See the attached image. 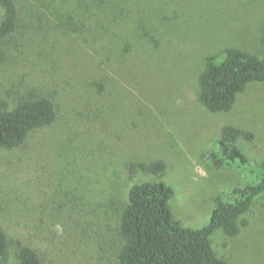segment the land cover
Instances as JSON below:
<instances>
[{"label":"rangeland","instance_id":"rangeland-1","mask_svg":"<svg viewBox=\"0 0 264 264\" xmlns=\"http://www.w3.org/2000/svg\"><path fill=\"white\" fill-rule=\"evenodd\" d=\"M19 31L0 47V99L47 96L57 123L18 149L0 150V225L11 262L22 245L47 264H118L119 217L135 184L165 182L175 218L210 223L219 196L256 182L209 153L226 125L254 134L239 147L258 172L264 161V83L233 109L211 113L199 76L228 48L264 58V0H16ZM0 7V21L3 16ZM164 161L161 176L135 162ZM230 198V197H229ZM237 237L216 232L230 264H264V195Z\"/></svg>","mask_w":264,"mask_h":264},{"label":"trees","instance_id":"trees-1","mask_svg":"<svg viewBox=\"0 0 264 264\" xmlns=\"http://www.w3.org/2000/svg\"><path fill=\"white\" fill-rule=\"evenodd\" d=\"M3 16L0 21V47L13 37L20 27L16 0H0ZM200 101L211 113H226L252 84L264 83V58L249 51L228 48L225 57L211 55L199 79ZM59 118L55 101L47 96L20 99L12 108L0 99V150L23 147L31 135L54 126ZM254 134L233 125L222 128L216 141V151L209 153L216 167L239 165L256 182L238 188L225 198L216 199L210 223L193 229L183 226L170 206L173 190L165 182H143L132 186L128 203L119 217L118 264H230L219 257L212 246V236L220 231L229 238L240 234L242 220L257 198L264 195V161L258 172L239 147L244 140L253 142ZM167 169L164 161L135 162L130 165L133 179L139 172L161 176ZM11 262L10 243L0 225V264H47L30 245H22Z\"/></svg>","mask_w":264,"mask_h":264}]
</instances>
